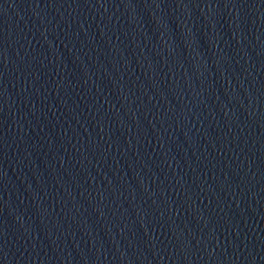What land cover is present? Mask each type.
Returning <instances> with one entry per match:
<instances>
[{
  "label": "water",
  "instance_id": "1",
  "mask_svg": "<svg viewBox=\"0 0 264 264\" xmlns=\"http://www.w3.org/2000/svg\"><path fill=\"white\" fill-rule=\"evenodd\" d=\"M0 264H264V0H0Z\"/></svg>",
  "mask_w": 264,
  "mask_h": 264
}]
</instances>
